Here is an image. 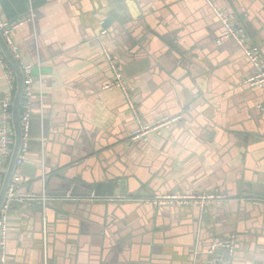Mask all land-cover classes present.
<instances>
[{
    "label": "crops",
    "instance_id": "0c3cea01",
    "mask_svg": "<svg viewBox=\"0 0 264 264\" xmlns=\"http://www.w3.org/2000/svg\"><path fill=\"white\" fill-rule=\"evenodd\" d=\"M212 3L264 61V0ZM31 15L11 33L20 61L32 64L34 98L16 190L27 199L8 212L7 264H194L210 260L209 244L229 233L237 236L231 264H264V87L244 83L256 67L224 38L212 6L0 0L3 21ZM103 48L143 122L180 115L185 123L132 140L136 121L123 93L104 88L113 72ZM14 92L0 67V95ZM122 179L128 198L95 201L84 214L34 204L33 196L70 193L75 183ZM212 191L226 201L139 200Z\"/></svg>",
    "mask_w": 264,
    "mask_h": 264
},
{
    "label": "built area",
    "instance_id": "2783aa9c",
    "mask_svg": "<svg viewBox=\"0 0 264 264\" xmlns=\"http://www.w3.org/2000/svg\"><path fill=\"white\" fill-rule=\"evenodd\" d=\"M213 8V12L220 20L221 24L224 27V38L229 37L235 41V43L243 51L245 57L256 67V71L248 76L244 83L248 84L251 87H264V61L261 57L259 51L253 45H250L247 36L244 33L239 25H236L230 17L225 15L219 9H217L212 0H206ZM33 21L31 15L30 18L25 20H15V21H3L0 18V32L4 38L10 52L13 56L19 61L24 75V91L20 109V125L22 130V150L18 155L16 161V168L14 175L12 177L10 186L7 191L6 200L0 210V264L8 263L7 255V242H8V212L11 207V202L16 196V190L18 183L20 181V167L25 158V147L26 142L29 138L30 133V119L33 112V89L32 84L34 82V77L32 73V64L30 62H21L20 53L18 46L13 41L11 33L15 31L22 23L26 21ZM221 43L219 39L217 41ZM103 52L110 64L111 70L113 72V78L109 80L104 88L108 89H119L127 102L129 109L132 111L135 116L136 125L134 130L131 133L130 138L132 140H146L148 136L152 133L159 134L163 129H168L174 124H184L185 121H182V116H162L159 119L155 120L152 123H146L141 120L140 113L136 109L135 102L130 96V91L127 86L126 80L122 71L116 65V62L113 59V56L110 54V51L106 48H103ZM0 67L3 69L5 79L8 82L10 90H15L16 76L11 65L7 62L5 57L2 54L0 48ZM11 107H12V98L8 95H0V187L3 182L4 174L8 166V162L12 152V146L14 141V130L11 120ZM258 108L259 105H258ZM70 193H65L64 197L70 198ZM45 196L42 197L44 201ZM227 195L218 191H212L209 193L201 194H182V193H165L160 195H155L151 198H142L144 203H149L153 207H159L164 205H187L193 204L198 206H206L208 204H220L226 201ZM17 200H21L18 198ZM237 244V236L235 233H229L228 235L223 236L222 238H215L209 244L207 249V255L211 256L210 260L198 261L194 264H231L235 249Z\"/></svg>",
    "mask_w": 264,
    "mask_h": 264
},
{
    "label": "water",
    "instance_id": "95a60500",
    "mask_svg": "<svg viewBox=\"0 0 264 264\" xmlns=\"http://www.w3.org/2000/svg\"><path fill=\"white\" fill-rule=\"evenodd\" d=\"M105 23H107V20L105 21ZM0 48L2 50L5 59L11 65L14 74L16 76V89L12 98V107H11V120L14 130V141H13V148L8 162V166L6 168L3 182L0 187V210H1L6 200L7 191L15 172L18 155L22 150V130H21L19 116H20V109H21V103H22V97H23V91L25 85H24V75H23L22 67L19 61L10 52L4 38L2 37L1 32H0ZM82 187L84 188V191H80ZM61 188L63 190H67L68 187L67 188L61 187ZM70 189H71L70 198L64 197L66 192L63 193L59 192L51 195L50 197L46 196V199L44 201L42 200L43 196L41 197L35 195L33 196V199H35L37 202H35L34 204L36 205V207L41 208V210L42 208L44 209L45 205H50L53 207H58L57 205H59V207L62 205H72V206L76 205L75 206L76 212H81L82 214H84V212H90L91 204L94 203L95 201H100L105 199L117 200L122 197L125 198L129 197V194L127 193V189H128L127 182L124 179H122V181H113V180L99 181V182H94L90 185L75 183V185H73V187ZM79 193L82 194L79 195ZM18 198H21V200L27 199V197L24 198V196H22L21 194H16L12 202L17 201Z\"/></svg>",
    "mask_w": 264,
    "mask_h": 264
}]
</instances>
